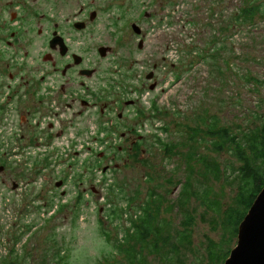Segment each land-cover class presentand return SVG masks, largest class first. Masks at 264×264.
I'll return each mask as SVG.
<instances>
[{"label": "rangeland", "instance_id": "obj_1", "mask_svg": "<svg viewBox=\"0 0 264 264\" xmlns=\"http://www.w3.org/2000/svg\"><path fill=\"white\" fill-rule=\"evenodd\" d=\"M140 1L128 15L131 22L143 10L151 14L141 15L138 24L146 30L144 49L126 34L125 42L110 39L117 51L112 58L94 62L100 77L112 79L107 70L122 76L115 89L120 97L137 99L135 107L124 106L129 111L121 124L139 130L141 150L128 156L117 148L124 146L119 135H98L103 117L94 112L65 126L53 153L39 146L9 151L5 158L0 151V264H221L236 245L237 236L228 238L223 211L235 197L241 163L233 144L218 149V137L206 131L227 127L236 142L260 125L264 20L237 23L247 0ZM110 3L96 31H108L107 20L124 13ZM150 71L156 82L146 80ZM84 126L87 136L78 133ZM68 141L75 146L67 148ZM190 151H198L199 164L190 161ZM213 163L226 172L222 180L214 178ZM106 165L110 171L102 173ZM59 181L64 187H55ZM189 181L192 197L184 188ZM149 207L153 219L145 237L134 232L131 221L139 224ZM125 236L133 240L127 244ZM165 237H171L169 245L160 242Z\"/></svg>", "mask_w": 264, "mask_h": 264}, {"label": "flooded vegetation", "instance_id": "obj_2", "mask_svg": "<svg viewBox=\"0 0 264 264\" xmlns=\"http://www.w3.org/2000/svg\"><path fill=\"white\" fill-rule=\"evenodd\" d=\"M110 1L0 0L2 157L7 158L9 151H28L39 146L53 150V153L56 151L54 141L62 138L64 127L74 119H88L94 112L103 117V121L98 123V135L103 139H114L119 135L118 142L124 146L117 148L120 152L127 151L128 156V151L132 154V151L140 149L142 136L139 130L130 123L126 128L121 124L129 111L124 106L135 107L137 99L120 97L115 89L120 90L122 76L107 70L105 74L114 77H100V69L94 59L112 58L117 51L110 46V39H116V43L125 42L126 34L135 37L136 48L143 50L146 30L139 28L138 24L141 15L143 19H150L151 14L143 10L130 22L128 12L141 1L113 0L112 5H118L117 9L124 13H119L114 20H107L108 31L105 27L96 31L100 15L110 10ZM145 4H155V0H148ZM111 28L116 29L115 33H111ZM94 39L98 41L93 43ZM149 75L154 81V72H148L146 80ZM139 112L136 111L134 116ZM111 113H116L117 119ZM121 127L125 131H119ZM78 133L87 136L89 132L84 126ZM2 139L6 141L2 142ZM103 139L100 142H104ZM87 144L85 149L92 151ZM70 145L75 146L73 141H68L66 147ZM99 154L101 160L108 157L104 153ZM96 165L99 166L98 162ZM2 171L4 166L1 165ZM106 171H110L108 165L102 173ZM83 192L86 193L85 188ZM60 193L65 195L64 190Z\"/></svg>", "mask_w": 264, "mask_h": 264}, {"label": "trees", "instance_id": "obj_3", "mask_svg": "<svg viewBox=\"0 0 264 264\" xmlns=\"http://www.w3.org/2000/svg\"><path fill=\"white\" fill-rule=\"evenodd\" d=\"M247 2L248 3L246 6H240L238 9V14L235 17L237 23L253 24L257 17H261L264 20V0H247ZM162 129L166 130V128ZM198 130L199 129H196V131ZM206 135H215L218 137L216 143V147L218 149H223L225 146L233 144V151L237 153V159L241 163L240 167L237 169L238 181L235 197L233 198L231 204L227 205L223 211V214L224 212L226 213V223L230 228L228 238L230 241H232L237 236L240 223L248 213L258 194L264 189V115L262 116L260 125L255 127L254 131L247 132L243 135V138L236 142H233L231 139V133L227 127H222L220 129L211 126L207 128ZM191 136H194V129L191 130ZM190 141L193 142V138H191ZM162 144L167 150L171 148L176 150V145L164 142ZM196 153H198V151H190L189 159L191 162H193V164H199L201 162L200 159H196ZM211 171L214 172L213 176L216 180H222L225 178L226 172L222 170H215L214 163L212 165ZM192 176L193 175H191L190 178ZM184 188L190 193V190L192 189L190 181L187 184L184 183ZM193 195L194 194H191L190 196L192 197ZM152 208L153 207H149L143 211L145 217L144 219H139V224H137L134 220L131 221L134 232L140 233L145 237L149 235L148 228L151 225V221L153 219V211H151ZM183 226L186 227L184 223ZM185 230L187 229L185 228ZM171 237H165L163 240L158 241H160L162 244L169 245ZM188 237L189 236L183 232L180 233L181 240L187 241ZM130 240L133 239L128 240V236H125L124 242L128 244ZM115 250L117 249L115 248ZM229 253L230 250L220 262L221 264H223L227 259ZM113 259L114 258L111 257L109 260L111 261Z\"/></svg>", "mask_w": 264, "mask_h": 264}, {"label": "water", "instance_id": "obj_4", "mask_svg": "<svg viewBox=\"0 0 264 264\" xmlns=\"http://www.w3.org/2000/svg\"><path fill=\"white\" fill-rule=\"evenodd\" d=\"M133 29L139 34L136 26L133 25ZM150 79L149 75L147 80ZM154 87L153 83L149 89ZM61 185L62 182L55 183L56 188ZM237 232L236 245L223 264H264V189L256 197Z\"/></svg>", "mask_w": 264, "mask_h": 264}]
</instances>
